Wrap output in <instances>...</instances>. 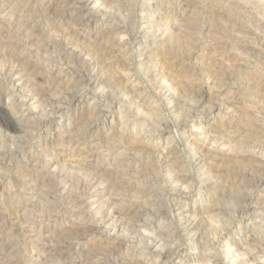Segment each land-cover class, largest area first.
Wrapping results in <instances>:
<instances>
[{"label": "rangeland", "instance_id": "374dc122", "mask_svg": "<svg viewBox=\"0 0 264 264\" xmlns=\"http://www.w3.org/2000/svg\"><path fill=\"white\" fill-rule=\"evenodd\" d=\"M184 1L0 0V264H264V0Z\"/></svg>", "mask_w": 264, "mask_h": 264}, {"label": "bare ground", "instance_id": "6f19581e", "mask_svg": "<svg viewBox=\"0 0 264 264\" xmlns=\"http://www.w3.org/2000/svg\"><path fill=\"white\" fill-rule=\"evenodd\" d=\"M187 1H190V0H187ZM193 1V0H192ZM191 1V2H192ZM198 1V0H197ZM200 2L199 3H201L202 2V0H199ZM193 2H196V1H193ZM192 2V3H193ZM184 3H186V0L184 1ZM218 4H219V2H217ZM180 4H183V0H181V2H180ZM179 4V5H180ZM229 4V3H228ZM189 5V4H188ZM214 5H215V3H214ZM213 5V6H214ZM186 5H184V7H185ZM210 6H212V5H210ZM218 6V5H217ZM231 6V5H230ZM233 6V5H232ZM187 7V6H186ZM215 7V6H214ZM224 7V6H223ZM205 8H207V7H205ZM211 8V7H210ZM218 8V7H217ZM226 8V7H225ZM235 8V7H234ZM239 8V7H238ZM203 9V8H202ZM216 9V8H215ZM214 9V10H215ZM227 9V8H226ZM241 9V8H240ZM239 9V10H240ZM209 10H212V8L211 9H209ZM218 10V9H217ZM222 10H223V8H222ZM244 10V9H243ZM112 11V10H111ZM245 11H248V10H245ZM109 12H110V10H109ZM219 12V11H218ZM233 12V11H232ZM227 13V12H226ZM251 13V12H250ZM206 14V13H205ZM222 14H223V12H222ZM111 16V15H110ZM228 16V15H227ZM251 16V15H250ZM41 17V16H40ZM39 17V18H40ZM232 17V16H231ZM128 18V17H127ZM228 18H230V17H228ZM233 18V17H232ZM234 18H235V16H234ZM237 18V17H236ZM240 18V17H239ZM238 19V18H237ZM201 20V19H200ZM235 20V19H234ZM244 20V19H243ZM70 21V20H69ZM188 21V20H187ZM192 21H194L195 22V20L194 19H192ZM46 22V21H45ZM234 22V21H233ZM240 22H242V21H239V23ZM203 24V23H202ZM235 24V23H234ZM259 24H261V23H259ZM52 25V24H51ZM231 25H233V23H231ZM238 25V24H237ZM200 26V25H199ZM234 26V25H233ZM256 26V25H255ZM215 27V26H214ZM231 27V26H230ZM236 27V26H235ZM238 27H239V25H238ZM237 27V28H238ZM240 27H241V25H240ZM44 28V27H43ZM234 28V27H233ZM250 28V27H249ZM261 28V27H260ZM34 29V28H33ZM36 29V28H35ZM195 29V28H194ZM220 29V28H219ZM229 29V28H228ZM241 30H243V28H240ZM248 29V28H247ZM37 30V29H36ZM42 30V29H41ZM44 30V29H43ZM185 30V29H184ZM236 30V29H235ZM264 30V29H263ZM262 30V31H263ZM187 31V30H186ZM192 31V30H191ZM234 31V30H233ZM245 31H247V30H245ZM249 32V31H248ZM37 33H39L38 31H37ZM229 33H231V32H229ZM254 33V32H253ZM32 34V33H31ZM62 34H63V32H62ZM218 34V33H217ZM240 34V33H239ZM245 34H247V33H245ZM193 35V34H192ZM58 36V35H57ZM61 36V35H60ZM65 36V35H64ZM234 36V35H233ZM238 36V35H237ZM240 36V35H239ZM31 37V36H30ZM33 37V36H32ZM248 37V36H247ZM185 38V37H184ZM246 38V37H245ZM60 39V38H59ZM178 39V38H177ZM190 39V38H189ZM195 39V38H194ZM215 39H216V37H215ZM233 39V38H232ZM62 40V39H61ZM60 40V41H61ZM234 41V40H233ZM241 41V40H240ZM239 41V42H240ZM55 42H56V40H55ZM62 42V41H61ZM64 42H66V41H64ZM68 42H69V40H68ZM186 42V41H185ZM221 42V41H220ZM67 43V42H66ZM94 43V42H93ZM184 43V42H183ZM64 44V43H63ZM242 44V43H241ZM55 45H56V43H55ZM59 45H60V43H59ZM66 45V44H65ZM87 45V44H86ZM216 45H217V43H216ZM216 45H214V46H216ZM64 46V45H63ZM190 46H191V44H190ZM223 46V45H222ZM264 46V45H263ZM56 47H58V46H56ZM55 47V48H56ZM60 48H61V46H59ZM186 47V46H185ZM224 47V46H223ZM229 48V47H228ZM184 49V48H183ZM193 49V48H192ZM195 49V48H194ZM221 49V48H220ZM52 50V49H51ZM57 50H58V48H57ZM111 50V49H110ZM186 50V49H185ZM225 50V49H224ZM242 50H247L246 49V46H242ZM251 50V49H250ZM53 51V50H52ZM192 51V50H191ZM55 52V51H54ZM59 52V51H58ZM94 52V51H93ZM189 52V51H188ZM247 52H248V50H247ZM244 53V52H243ZM191 55V54H190ZM99 56V55H98ZM97 56V57H98ZM101 56V55H100ZM189 56V55H188ZM69 58V57H68ZM79 58V57H78ZM103 58V57H102ZM189 58V57H188ZM74 59V58H73ZM72 59V60H73ZM77 59V58H76ZM101 59V58H100ZM103 60V59H102ZM69 60H67V62H68ZM77 61V60H76ZM75 61V62H76ZM215 61V60H214ZM63 62V61H62ZM123 62V61H122ZM72 63H74V61H72ZM86 63V62H85ZM127 63H129V62H127ZM217 63V62H216ZM22 64V63H21ZM213 64H215V63H213ZM223 64V63H222ZM76 65V64H75ZM77 66V65H76ZM108 66V65H107ZM211 66V65H210ZM221 66V65H220ZM223 66H224V64H223ZM71 68V67H70ZM210 68V67H209ZM238 68V67H237ZM231 68H222V66H221V68L220 67H218V69L216 68V69H212V70H210V71H208V72H206V73H209V72H211V77H213V79H216V80H223L224 78H228V76H230L231 75V73L232 72H234L233 70H230ZM233 69V68H232ZM235 69V68H234ZM264 69V68H263ZM205 70V69H204ZM2 73V72H1ZM208 75V74H207ZM7 76V75H6ZM4 77V76H3ZM87 77V76H86ZM210 77V78H211ZM84 78V77H83ZM244 80L245 81H247V83H249V85H252V86H255V87H264V82L262 81V80H259V79H256L255 77H253V76H250V75H247V76H245L244 77ZM215 81V80H214ZM225 81V80H224ZM235 81V80H234ZM242 82V81H241ZM246 83V84H247ZM218 84V83H217ZM156 86V85H155ZM190 86V85H189ZM213 87H214V85H212ZM249 87V86H248ZM179 88V87H178ZM200 88V87H199ZM182 89V88H181ZM183 90V89H182ZM188 90V89H187ZM73 91V90H72ZM181 91V90H180ZM184 92V91H183ZM254 92V91H253ZM75 93V92H74ZM217 93V92H216ZM192 94V93H191ZM74 95H76V94H74ZM44 96V95H43ZM177 96V95H176ZM175 96V97H176ZM223 96V95H222ZM73 97V96H72ZM184 97V96H183ZM71 98V97H70ZM65 99V98H64ZM54 100V99H53ZM56 100V99H55ZM63 102H65L64 100H62ZM61 101V102H62ZM177 101V100H176ZM62 102V103H63ZM69 102V101H68ZM59 104H60V102H59ZM48 106V105H47ZM61 110V109H60ZM53 112V111H52ZM260 112V111H259ZM84 117V116H83ZM248 117V116H247ZM252 117V116H251ZM250 117V118H251ZM260 117V116H259ZM249 118V117H248ZM259 119V118H258ZM257 119V120H258ZM250 121V120H249ZM245 122V121H244ZM262 124V123H261ZM89 125V124H88ZM0 127H3V129H4V131H11V132H17V130H15V128H13L12 126H11V124H10V122H9V120H8V118L4 115H1V113H0ZM79 127V126H78ZM77 127V128H78ZM250 127H251V125H250ZM253 127V126H252ZM80 128V127H79ZM34 129V128H33ZM78 130V129H77ZM245 130L246 131H248V135L253 139L254 137H255V135H257V134H255L254 132H252L251 131V128H248L247 126L245 127ZM253 130V129H252ZM255 130H256V128H255ZM31 131V130H30ZM83 131V130H82ZM81 131V132H82ZM243 131V130H242ZM259 131H260V129H259ZM235 133V132H234ZM247 134V133H246ZM261 134V133H260ZM6 135V134H5ZM248 136V137H249ZM12 137V136H11ZM257 137V136H256ZM255 137V138H256ZM19 138V137H18ZM8 139V138H7ZM6 139V140H7ZM247 140V139H246ZM251 140V139H250ZM255 142V141H254ZM263 142H264V140H263ZM2 143V142H1ZM27 143V142H26ZM131 143V142H130ZM252 143V142H251ZM127 144V143H126ZM132 144V143H131ZM138 145V143L136 142H134L133 143V145H131L132 146V148L133 147H136ZM253 145V144H252ZM19 147V146H18ZM22 147V146H21ZM139 147V146H138ZM258 147V146H257ZM129 148H131V147H129ZM131 148V149H132ZM137 148V147H136ZM252 148V147H251ZM12 149V148H11ZM130 149V150H131ZM133 150V149H132ZM131 150V151H132ZM142 151H143V148L141 149ZM140 150V151H141ZM263 150V149H262ZM198 151V150H197ZM5 153V152H4ZM14 153V152H13ZM136 153V152H135ZM147 153V152H146ZM263 153H264V151H263ZM202 155V154H201ZM203 155H204V153H203ZM199 156V155H198ZM166 157V156H165ZM200 157V156H199ZM254 157V156H253ZM151 158V157H150ZM243 158V157H242ZM245 159V158H244ZM237 160V159H236ZM241 160V159H240ZM253 160V159H252ZM242 161H244V160H242ZM169 162V161H168ZM241 162V161H240ZM239 162V163H240ZM249 162V161H248ZM252 162V161H251ZM235 163H237V162H235ZM180 164V163H179ZM253 164V163H252ZM242 165V164H241ZM261 165H263V164H261ZM260 166V165H259ZM234 167V166H233ZM248 168H249V166H248ZM261 168H264V165L263 166H261ZM245 169V168H244ZM252 169V168H251ZM235 170V169H234ZM253 170H254V174L256 173V172H258V169L256 168V169H254V167H253ZM259 170H261V169H259ZM147 171H149V170H147ZM146 171V172H147ZM152 171V170H151ZM239 171V170H238ZM220 172V171H219ZM252 172V171H251ZM261 172V171H260ZM260 172H258V173H260ZM150 173V172H149ZM232 173V172H231ZM257 175V174H256ZM255 175V176H256ZM252 176H254V175H252ZM249 177H251L250 175H249ZM220 178V177H219ZM241 178V177H240ZM254 178H256V177H254ZM254 178H251V179H249L250 181H251V183L253 182V181H255V180H257V179H255L254 180ZM181 179V178H180ZM248 180V181H249ZM32 181V180H31ZM43 182V181H42ZM185 183V182H184ZM182 184V183H181ZM53 185V184H52ZM54 186V185H53ZM52 189V188H51ZM53 191V190H52ZM243 194V193H242ZM245 197V196H244ZM235 198V197H234ZM240 198V197H239ZM231 200V199H230ZM162 203V202H161ZM238 203L240 204V207L241 206H243V208L249 203L248 202V199L247 198H243L242 200H238ZM237 203V204H238ZM137 204V203H136ZM78 206V205H77ZM239 206V205H238ZM249 206V204L247 205V207ZM151 209V208H150ZM154 210V209H153ZM142 211V210H141ZM140 212V211H139ZM144 212V211H143ZM140 214V213H139ZM147 214V213H146ZM137 215V214H136ZM218 218V217H217ZM7 219V218H6ZM214 219V218H213ZM218 220V219H217ZM218 221H220V220H218ZM211 222V221H210ZM214 224V220H213V223H212V225ZM216 224V223H215ZM145 225V224H144ZM134 226V225H133ZM86 227V226H85ZM76 228V227H75ZM132 229H133V227H131ZM90 229V228H89ZM95 229V228H94ZM216 229V228H215ZM81 230V229H80ZM85 230V229H84ZM163 230L164 229H162V231H157V233H156V236H157V238H164L165 237V233L163 232ZM223 230V229H222ZM224 230H225V227H224ZM70 231V230H69ZM166 231V230H165ZM219 231V230H218ZM221 231V230H220ZM65 232V231H64ZM76 232V231H75ZM69 234H73V235H75V233H74V231L72 232H68ZM201 233V232H200ZM223 233V232H222ZM69 234H67V235H69ZM65 235V234H64ZM78 235V234H77ZM80 235V234H79ZM168 235V234H167ZM171 235V234H170ZM198 235V234H197ZM72 236V235H71ZM156 236H155V238H156ZM63 237V236H62ZM78 237V236H77ZM168 237V236H167ZM65 238V237H64ZM69 238V237H68ZM68 238H65L64 239V241L63 242H65V243H68L69 242V239ZM160 240H162V239H160ZM156 241V240H155ZM193 242L192 243H194L195 245H198V246H203V238H202V236L200 235V236H197L196 238H194L193 240H192ZM205 242V241H204ZM158 243V242H157ZM57 244V243H56ZM64 244V243H63ZM66 245V244H65ZM207 247V246H206ZM233 247H235L234 245H233ZM246 247V246H245ZM253 247V246H252ZM258 247V246H257ZM56 248V247H55ZM112 248V247H111ZM204 248V247H203ZM235 250H234V252H238V250H237V247L236 248H234ZM250 249V248H249ZM256 249V248H255ZM60 250V249H59ZM62 250H64V249H62ZM107 251V250H106ZM246 252V251H245ZM55 253V252H54ZM239 253V252H238ZM241 254H238L242 259H243V253L242 252H240ZM48 254V253H47ZM59 254V253H58ZM106 254V253H105ZM235 254V253H234ZM54 255V254H53ZM114 255V254H113ZM237 255V254H236ZM242 255V256H241ZM247 255V254H246ZM236 257V256H235ZM240 257H237V259L238 258H240ZM47 259V258H46ZM88 261V260H87ZM90 261V260H89ZM96 261V260H95ZM100 261V260H99ZM36 262V261H35ZM91 262V261H90ZM90 262H85L86 264H95V263H90ZM94 262V261H93ZM215 262V261H214ZM85 263H83V264H85ZM105 263V262H104ZM216 263V262H215ZM214 263V264H215ZM252 263V262H251ZM218 264V263H217ZM246 264V263H245Z\"/></svg>", "mask_w": 264, "mask_h": 264}]
</instances>
